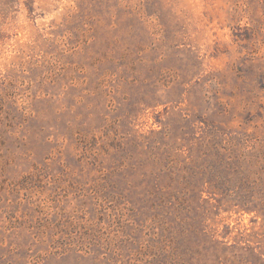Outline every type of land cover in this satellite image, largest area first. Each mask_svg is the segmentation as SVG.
Returning <instances> with one entry per match:
<instances>
[{"label":"rangeland","instance_id":"rangeland-1","mask_svg":"<svg viewBox=\"0 0 264 264\" xmlns=\"http://www.w3.org/2000/svg\"><path fill=\"white\" fill-rule=\"evenodd\" d=\"M0 264H264V0H0Z\"/></svg>","mask_w":264,"mask_h":264}]
</instances>
